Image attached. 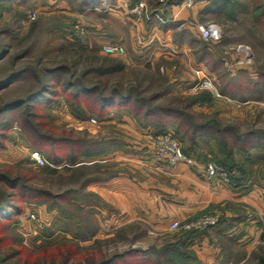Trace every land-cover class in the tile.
I'll list each match as a JSON object with an SVG mask.
<instances>
[{
	"label": "rangeland",
	"instance_id": "374dc122",
	"mask_svg": "<svg viewBox=\"0 0 264 264\" xmlns=\"http://www.w3.org/2000/svg\"><path fill=\"white\" fill-rule=\"evenodd\" d=\"M56 1L0 0V108L11 101L27 99L34 93L43 91L46 85L56 84V82L58 84V81H63L69 75L62 72L56 75L45 74L46 69L66 66L70 72L76 73L74 75L77 78L88 66H99L100 62L96 61L94 55L116 57L104 53L102 48L100 52L94 54L88 48L82 50L76 46L87 47L90 37L88 33L91 30L85 26L87 33L79 37L76 35L75 26L87 24V17L95 18L88 11L79 15V11L83 12L82 10L88 6L85 0H67L72 8L68 11L54 8ZM149 11L151 12L150 9ZM33 12L36 13V18L31 17ZM134 17L136 21H141ZM217 19L213 22L221 28L220 39L214 43L203 40L200 45L204 49L202 59L201 56L194 55L192 64L185 56L156 63L150 61L149 70L143 68L147 62L140 59L134 63L135 65L127 66L126 64L124 76L120 73L104 76L100 84L103 86L108 79L110 80L108 88H110L119 80L127 83L129 79H136L139 75L145 79L141 86V90L144 91L141 94L143 97H148L154 91L160 90L162 93L152 101V105L178 106L182 101L181 96H191L208 90L210 98L207 101L209 102L203 101L206 97H200V103L191 108L195 120H209L210 124L219 128L228 127L231 133L250 131L253 133L256 144L248 153L238 151L236 147L232 154H228L215 137L206 138L208 140L198 138L196 142H193L189 135L183 134L184 137H181L174 128L167 127L164 132L172 133L181 144L182 150L186 149L198 155L197 158L185 152L194 157L198 166H205L215 161L222 162L225 165L223 168L231 172L232 177L238 176L240 180H243L240 184L252 188L264 185V21L261 23L246 21L240 24L234 20L224 23L221 19ZM246 49L249 51L247 55ZM158 64L159 67L156 68ZM158 72L163 74L164 78L157 76ZM12 76L17 77L11 84L6 87L1 86L3 81ZM208 80L211 81V86L206 83ZM97 81L93 73L86 78L89 84H95ZM255 82L258 86H255ZM262 84L263 91L259 92L258 87ZM28 103H30L28 109L22 105L0 115V123L2 120L9 123L6 127L0 124V145H3L0 148V171L5 172L12 168L13 175L21 172L27 178L26 184L31 187H45L53 193H62L67 189L79 190L82 186L80 181L70 178V171L62 172V175L50 173L45 167L53 166H38L29 160L31 151L39 150L55 167L59 168L65 164V161L67 163L69 161L63 159L65 161L60 165L51 161L49 155L61 157L68 149L65 150L57 145L51 146V141L41 138V135L56 138L62 135L69 136L82 139L87 144L95 137L97 139L115 137L117 139L112 150L120 148L121 144L126 143L129 138L132 141L140 140L133 128L119 121L118 117L124 114L123 112L118 114L116 110H113L111 117L117 118L119 122L108 125L106 122L109 121L110 116L100 117L96 112L90 111L85 103L74 104L63 96H59L58 100L52 104H46L37 99ZM91 118H96L99 122L92 123ZM153 137L151 141L155 147ZM108 153L100 157L104 158ZM249 153L252 158L245 162L244 157ZM105 159H102L101 167H119V160L105 161ZM129 164H132L130 167H150L143 162H129ZM21 167L23 169L20 170ZM94 176L95 174L92 175ZM3 191V183L0 182V202L4 197ZM16 191L18 192L16 197L19 198L22 191L21 189ZM71 195L72 193L58 200L60 206L65 209V214H69L67 220L59 216L57 209H48L47 203L24 200L20 202L24 207V212L19 216L20 222L7 232L10 239L6 243L7 246H11L13 252L21 253V258L12 259V262L19 258L25 259L26 249L29 248L39 250L43 246H48L51 248L48 252L51 255L57 253L56 245L59 248L67 246L62 241L73 237V232L66 229L71 226L66 227L65 224H71L73 212L75 214L78 212L69 204L67 198ZM47 200L50 204L53 202L52 198ZM93 201L98 202V199L94 198ZM83 207L86 209L84 225L88 224L91 229L98 228L93 238L81 242L79 257L83 259L82 255L91 253L97 262L109 255L137 251L135 257H148L153 264H198V257L193 249L187 252L189 255L187 257L174 256L167 261L162 258L163 253L172 245L184 248L182 240L187 233L190 237L193 236L192 238L207 236L210 231L214 232L225 222L224 211H208L181 222L192 225L201 218L214 215L218 217L215 224L204 228L192 226L186 229L181 226L175 230L160 231L141 220L130 221L121 226H118V222L107 224L106 222L109 221L107 219L110 217H105V214L99 216L101 208L97 210V205L86 203ZM31 210L37 213L43 224L44 221L48 224L46 229H41L28 217ZM263 220L264 217L260 219L261 228ZM63 227H66L68 232L62 231ZM89 233H91L90 229ZM89 233L88 235H91ZM1 235L3 236L4 232ZM96 238L98 240L94 241ZM225 243L229 246V253L236 257L234 259L236 264L240 262L241 264H264V241L250 252L228 240ZM2 255L3 253L0 252V257ZM132 258L134 257L129 254L124 259L130 262ZM125 260L120 261L124 263Z\"/></svg>",
	"mask_w": 264,
	"mask_h": 264
},
{
	"label": "crops",
	"instance_id": "0c3cea01",
	"mask_svg": "<svg viewBox=\"0 0 264 264\" xmlns=\"http://www.w3.org/2000/svg\"><path fill=\"white\" fill-rule=\"evenodd\" d=\"M136 1H144L151 12L163 19L152 16L136 21L127 10V6ZM179 1L88 0L87 8L79 11V15L88 11L95 16L93 19L87 17L88 23L84 24L91 30L88 34L92 45L102 48L117 42L125 46L126 53L120 58L127 66L140 59L156 63L182 56L192 64L194 55L202 59L204 54L200 46L203 39L196 25L216 18L224 23L233 22V2L208 0L192 8H182ZM54 8L72 10L67 0H57ZM124 114L119 115V121L133 128L140 140L125 139L126 143L120 148L104 156L105 161L119 160V167H102L94 177L90 175L93 179L86 187L90 198L83 204L97 205V210L101 208L99 216L110 217L105 218L109 220L107 224L118 222L121 226L141 220L160 231L169 230L174 220L185 221L203 212L224 211L225 222L214 232L192 239L191 249L196 251L198 264H236V257L228 251L227 240L249 252L264 241L260 224L264 217V185L248 188L242 184L227 185L219 179L208 180L204 167L198 165L169 167L151 141L155 136L153 129L139 126L133 117ZM111 116L106 124L119 122ZM104 158H92L91 163L102 162ZM129 162H143L150 167H130ZM94 198L98 202L94 203Z\"/></svg>",
	"mask_w": 264,
	"mask_h": 264
},
{
	"label": "trees",
	"instance_id": "16d2710c",
	"mask_svg": "<svg viewBox=\"0 0 264 264\" xmlns=\"http://www.w3.org/2000/svg\"><path fill=\"white\" fill-rule=\"evenodd\" d=\"M85 2L87 3L88 0H85ZM232 2L231 16L240 24L246 21H250L251 23L254 21H260V23L261 21H264V0H232ZM83 6H85V3H83ZM76 46L82 48V50H87L88 48L94 52V54L100 52V48L95 44L92 45L89 41L87 47L83 45ZM202 50L204 49L202 48ZM94 57L96 61L100 62L99 66H88L77 78L74 75L76 73L70 72V69L66 66H61L56 69H46L44 71L45 74L50 73L56 75L62 72L66 74L68 73L69 75L63 81H58V84L56 82V84L46 85L43 91L36 92L32 96L27 97V99H17L5 104L0 108V115L6 111H13L22 105H25V108L28 109L30 108V103L28 102L36 99L40 102H45L46 104H52L58 100L59 96H63L67 101L74 104L79 105L85 103L90 111L96 112L100 117L111 116L113 110H116L118 114L119 112L126 113L133 117L139 126L152 128L155 135L163 133L167 127H171L174 128L176 133L180 134L181 137H184L183 134L189 135L193 142H196L198 138L208 140L206 138L210 139L215 137L223 150H226V153L228 154H232L236 147L238 148V151L248 153L251 148L255 146L256 141H254L253 133L250 131L245 133H231V129L228 127L219 128L216 125L210 124L211 122L209 120H195L191 113V108L197 103H200V97H206L203 101L209 102L207 101L210 98L208 90H204L200 94L181 96L180 98L182 101L178 106L152 105V101L161 96L162 93H160V90L157 92L154 91L148 97H143L141 94H143L144 91L141 90V86H143L145 79L139 75H137L138 77L136 79H129L127 83L123 80H119L116 85H112L110 88H108L110 80L108 81V79H106L102 86L100 82L103 80L104 76H113L116 73L123 74L124 76L126 64L121 58L100 55H94ZM156 66V68H158L159 64ZM150 67L151 64L149 62H147L145 66L143 65L144 69L149 70ZM91 73H93L98 80L95 84H89L86 82L87 76ZM157 76L164 78V75L159 72ZM16 77L17 76L8 77L6 81H3L1 86L6 87L11 84ZM254 84L255 86H258L256 85L257 82ZM262 86L263 84L258 87L260 88L259 92L263 91V88H261ZM0 124L3 127L9 126V123L5 120H2ZM42 137L50 140L51 146L57 145L65 150L68 149L66 153L57 158L50 153L51 155H49V159L58 165L65 160L69 161L68 163L65 161V164L59 168L45 167L48 169V172L61 174L62 172L70 171V178L80 181L82 186L79 190L67 189L62 193H53L45 187L28 186L25 182L27 178H25L21 172L13 175L11 171L12 168L5 170V172L0 171V182L3 183L4 189V197L0 202V252L3 253L0 257V264H96L97 261L91 256V253L82 255L84 257L83 259L79 257L81 256V254H79V251L82 248L81 242L93 238L98 228L93 227V229H91L88 224L84 225L83 222L85 221L84 214L86 213V209H84L83 203L90 198V194L86 191L88 183L93 179L90 175L101 172L102 169L100 166V164H102L101 161L91 163V159L100 157L111 151L116 140L115 138L97 139V137H95L92 138V140L90 139L91 141L87 144L82 139H75L63 135L57 138L49 135H41V138ZM259 142L262 143V141ZM1 147H3V145H0V148ZM225 147H227V149ZM183 150L184 152L193 154L198 158V155L193 152L186 149ZM251 158L252 155L249 153L244 157V161L247 162L246 160H250ZM63 159L65 160L63 161ZM215 162L225 168V165L222 162ZM19 169L21 170L23 167ZM228 174L230 175L231 185H237L243 181L240 180V177L238 176L232 177V174L229 171ZM18 189H21L22 191L19 198L16 197L18 194L16 190ZM9 190H13L14 192L11 193ZM70 193H72V195L67 198L70 202L69 204L78 212L76 214L73 212L71 216V224H65L66 227H71H63L62 229L64 232H68V230L73 232V237L63 239L62 241L63 244L67 246L59 248L58 245H56L57 253L51 255L48 253L51 249L48 246H43L39 250L29 248L26 249V258H23V260L20 259L21 253L13 252L11 249L12 247L7 246L6 244L10 240L9 235L7 234L8 230L12 226L19 224V216L24 212V207L20 202L24 200L47 203L48 209H57L59 216L67 220L69 214H65L66 211L60 206L58 200L64 199V197ZM50 198L53 199L51 204L47 200ZM65 228L68 230L66 231ZM89 229L91 233H89ZM3 232L4 235L2 236L1 234ZM88 233L91 235H88ZM188 234L189 233L185 236L186 239L184 237L182 240V246H184V248L178 245H172L164 251L162 258L165 261L174 258V256L178 258L189 256L187 252L191 250L193 236L190 237ZM97 240L98 238L94 239V241ZM129 254L134 257L130 262L127 261V259H124L128 257ZM136 255L137 251L113 254L104 257L101 261L97 262V264H153L151 263L153 261L148 259V257H135ZM17 257H20L17 261H11ZM120 260L125 261L122 263Z\"/></svg>",
	"mask_w": 264,
	"mask_h": 264
},
{
	"label": "built area",
	"instance_id": "2783aa9c",
	"mask_svg": "<svg viewBox=\"0 0 264 264\" xmlns=\"http://www.w3.org/2000/svg\"><path fill=\"white\" fill-rule=\"evenodd\" d=\"M208 0H180L178 2L179 6L182 8H192L198 2H204ZM127 10L130 14L136 16L138 19H150L152 16H156L160 20L161 16L158 13H152L149 11L147 4L144 1H136L133 5H128ZM32 18H36V13H31ZM196 30L200 34L201 38L206 42H215L220 39L221 28L216 22H207V23H200L196 25ZM76 35L81 37L87 33L85 31V26L82 24H78L75 26ZM102 51L110 56H122L126 53V48L123 44L113 42L106 44L102 47ZM248 49H246L245 53L248 54ZM208 85L211 86V81H206ZM92 123H98L99 121L96 118H91ZM155 140V148L160 157L166 159L169 167H177L179 164H186L190 167H197L196 161L192 155L186 154L182 148L181 144L177 141L175 136L170 132H163L153 137ZM29 160L34 163V165L38 166H46L50 165L55 167L46 156L39 150H32L30 153ZM204 167V175L208 180L219 179L223 183L229 185L231 183L230 176L228 172L215 162H210L208 165L205 166H198ZM28 217L36 222L41 229H46L48 224L44 221V224L39 219L37 213L35 211H30L28 213ZM218 221L217 216H207L206 218L199 219L196 223L191 224H184L179 220H174L170 224V229H178L183 228L189 229L192 226L197 228H204L208 225L215 224ZM184 224V225H182ZM262 232L264 233V220L262 224Z\"/></svg>",
	"mask_w": 264,
	"mask_h": 264
}]
</instances>
